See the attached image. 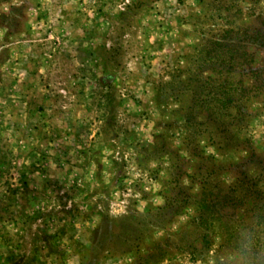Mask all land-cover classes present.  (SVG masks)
<instances>
[{"label": "rangeland", "instance_id": "374dc122", "mask_svg": "<svg viewBox=\"0 0 264 264\" xmlns=\"http://www.w3.org/2000/svg\"><path fill=\"white\" fill-rule=\"evenodd\" d=\"M244 244L264 264V0H0V264Z\"/></svg>", "mask_w": 264, "mask_h": 264}, {"label": "trees", "instance_id": "16d2710c", "mask_svg": "<svg viewBox=\"0 0 264 264\" xmlns=\"http://www.w3.org/2000/svg\"><path fill=\"white\" fill-rule=\"evenodd\" d=\"M247 246H248V245L245 246V244H244L243 246H241V247L239 248L240 251H241V253L245 254L244 257H247V256H246V253H247V252H246V248H248ZM251 246H252V245H251ZM251 246H250V247H251ZM254 257H255V256H254ZM254 257H253V258H252V256L247 257V259H248L247 261H248V262H251V263H256V262H255V261H256V258H254ZM262 261H264V260H262ZM256 264H258V263H256Z\"/></svg>", "mask_w": 264, "mask_h": 264}]
</instances>
